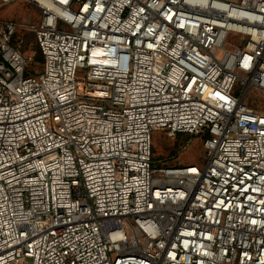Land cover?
I'll return each mask as SVG.
<instances>
[{"label":"built area","instance_id":"1","mask_svg":"<svg viewBox=\"0 0 264 264\" xmlns=\"http://www.w3.org/2000/svg\"><path fill=\"white\" fill-rule=\"evenodd\" d=\"M24 1L37 23L0 17V264H264V0ZM153 131L203 163L157 165Z\"/></svg>","mask_w":264,"mask_h":264},{"label":"rangeland","instance_id":"2","mask_svg":"<svg viewBox=\"0 0 264 264\" xmlns=\"http://www.w3.org/2000/svg\"><path fill=\"white\" fill-rule=\"evenodd\" d=\"M40 11L31 3L24 0H16L0 7V17L5 20H13L18 24H35L38 21ZM13 43L20 49L27 60L25 74L39 72L42 68V60H38L40 54L35 34L33 31L18 27ZM249 106L264 111V97L260 94L249 92L246 94ZM193 138L191 144L184 148L189 138ZM153 158L159 160L157 165H188L200 166L203 163L204 148L202 139L188 133H177L169 136L163 131L152 133Z\"/></svg>","mask_w":264,"mask_h":264},{"label":"trees","instance_id":"3","mask_svg":"<svg viewBox=\"0 0 264 264\" xmlns=\"http://www.w3.org/2000/svg\"><path fill=\"white\" fill-rule=\"evenodd\" d=\"M14 42H15V40H14ZM37 59L40 60V61L42 60V55H41V53L37 56Z\"/></svg>","mask_w":264,"mask_h":264}]
</instances>
